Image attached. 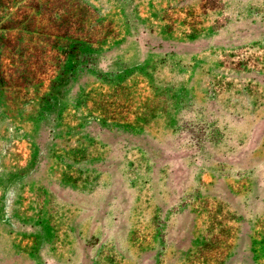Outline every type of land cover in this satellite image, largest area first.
<instances>
[{"label":"rangeland","instance_id":"1","mask_svg":"<svg viewBox=\"0 0 264 264\" xmlns=\"http://www.w3.org/2000/svg\"><path fill=\"white\" fill-rule=\"evenodd\" d=\"M0 264H264V0H0Z\"/></svg>","mask_w":264,"mask_h":264}]
</instances>
